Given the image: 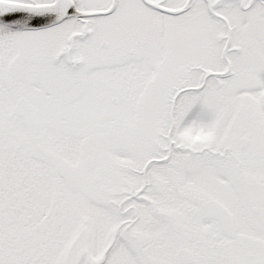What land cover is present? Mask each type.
Listing matches in <instances>:
<instances>
[{"label":"snow or ice","instance_id":"obj_1","mask_svg":"<svg viewBox=\"0 0 264 264\" xmlns=\"http://www.w3.org/2000/svg\"><path fill=\"white\" fill-rule=\"evenodd\" d=\"M0 264H264V0H0Z\"/></svg>","mask_w":264,"mask_h":264}]
</instances>
